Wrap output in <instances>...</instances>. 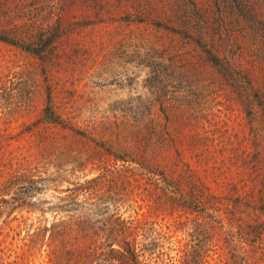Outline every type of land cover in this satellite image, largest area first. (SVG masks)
Masks as SVG:
<instances>
[{
	"label": "rangeland",
	"instance_id": "rangeland-1",
	"mask_svg": "<svg viewBox=\"0 0 264 264\" xmlns=\"http://www.w3.org/2000/svg\"><path fill=\"white\" fill-rule=\"evenodd\" d=\"M236 5L0 0L1 33L30 40L57 22L63 33L47 63L0 41V264H58L51 235L30 247L29 232L81 220L77 204L92 233L128 229L124 264H264V108L190 38L208 26L205 42L264 100V0ZM49 99L61 124L44 122ZM163 172L193 209L175 208ZM94 249L72 253L109 264Z\"/></svg>",
	"mask_w": 264,
	"mask_h": 264
},
{
	"label": "trees",
	"instance_id": "trees-1",
	"mask_svg": "<svg viewBox=\"0 0 264 264\" xmlns=\"http://www.w3.org/2000/svg\"><path fill=\"white\" fill-rule=\"evenodd\" d=\"M235 2L237 3V7H242L243 5L245 6V4L248 3V0H235ZM240 12L243 14L244 19L247 18V12H245L244 9H242ZM251 16L253 17V15ZM224 18H226L224 20H229V14L225 15ZM254 20V22H258L259 24L264 25L263 22L257 21L256 18H254ZM205 28L206 27H204L203 25L201 27H198L197 34L193 35L196 38H190L195 40L196 45H198L199 48L202 49L207 62L218 73L221 79L229 84L234 90H237L242 97L246 96L245 92H243L242 89L244 87H247V89L251 88L250 90H247V98H252V96L256 97L257 100H259L258 102H260V104H262L261 106L264 108V100L260 99V94L258 93V91H255V89H253V84L249 77L247 75H243L241 73L242 71L237 69L236 66H234L227 58H224L216 53L213 49L214 45H212V42H205L204 33L207 31L208 26L206 29ZM251 29L254 32L256 30V27L253 26L251 27ZM259 32L262 33V35H260V38L264 40V27L260 29ZM62 34V25L57 22L55 25L44 27L38 30L36 33H34L33 37H31L30 40L27 39V37H29V33H22L21 38L16 39L15 37H11L7 32H0V41L11 44L27 53L33 54L43 63H47L49 61L50 54L53 52L55 43L60 38H62ZM247 79H249V81H247L248 83H245L244 80ZM243 102L247 103L248 101L247 99H244ZM47 104L48 105L46 106L44 111V122L53 125L61 124L60 117L57 116L53 110L51 99L48 100ZM159 176H161L163 182L165 183L164 186L168 190L169 194H171V192L175 194L174 199L172 200L173 203H175V208H180L183 210H191L194 208L193 201H188L189 199H187L184 194L185 191L180 190L177 187L176 183L171 180L165 172L159 174ZM173 186H175V189ZM78 208L81 209V217L79 218L81 220H60L58 222H54L52 225H50V227L45 225L41 226L36 231L30 230L28 245L30 247H33L36 244V239L39 236H44L49 233L53 239V245H51L53 248L51 253V261H55L58 264H79L83 262L85 256L82 255V253H79L76 256H74V254L72 253V250L82 247L96 248L93 250V252L110 251L113 254V257L107 261V263L109 262V264H124L126 260H132L131 262L134 261V259L130 258V256H135V246H132L134 244V237L133 242L129 240L130 236L125 237L124 240L122 239V235L128 232L127 228L122 232L121 224H113L109 235H105L104 233H92V229H98L96 224H91L92 220H88L89 218L85 217L86 215H88L87 209L77 204V210ZM166 215V213L162 214V216L164 217H167ZM160 216H154L148 222V224L152 226H159L157 223L160 221ZM162 221H165V219ZM58 242H60V252ZM116 247L118 249H116Z\"/></svg>",
	"mask_w": 264,
	"mask_h": 264
}]
</instances>
